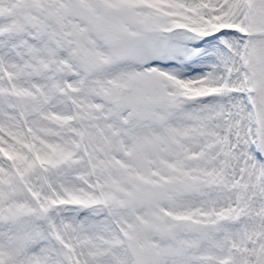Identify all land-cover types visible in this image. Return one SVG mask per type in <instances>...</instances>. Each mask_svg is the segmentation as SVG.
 Wrapping results in <instances>:
<instances>
[{
  "label": "snow or ice",
  "instance_id": "6c2138e0",
  "mask_svg": "<svg viewBox=\"0 0 264 264\" xmlns=\"http://www.w3.org/2000/svg\"><path fill=\"white\" fill-rule=\"evenodd\" d=\"M0 264H264V0H0Z\"/></svg>",
  "mask_w": 264,
  "mask_h": 264
}]
</instances>
